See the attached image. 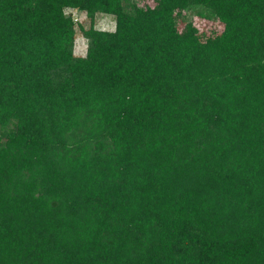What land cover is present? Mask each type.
<instances>
[{"label": "trees", "instance_id": "obj_1", "mask_svg": "<svg viewBox=\"0 0 264 264\" xmlns=\"http://www.w3.org/2000/svg\"><path fill=\"white\" fill-rule=\"evenodd\" d=\"M0 264H264V0H0Z\"/></svg>", "mask_w": 264, "mask_h": 264}, {"label": "rangeland", "instance_id": "obj_2", "mask_svg": "<svg viewBox=\"0 0 264 264\" xmlns=\"http://www.w3.org/2000/svg\"><path fill=\"white\" fill-rule=\"evenodd\" d=\"M65 14H69L73 19L74 35H73V47L72 52L75 56H83L85 53L87 40L81 35L79 27H88L91 23L95 28L103 30H112L114 26V18L112 15L96 13L92 21L81 11L71 8L64 9ZM192 22L204 35L209 32L210 28L220 30L222 25L212 20L203 19L198 16L192 18Z\"/></svg>", "mask_w": 264, "mask_h": 264}]
</instances>
